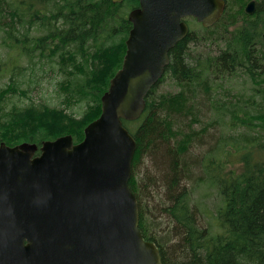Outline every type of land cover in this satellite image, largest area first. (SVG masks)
Instances as JSON below:
<instances>
[{"label": "trees", "instance_id": "1", "mask_svg": "<svg viewBox=\"0 0 264 264\" xmlns=\"http://www.w3.org/2000/svg\"><path fill=\"white\" fill-rule=\"evenodd\" d=\"M225 1L224 13L213 27L225 29L224 19L232 22L237 15H242L245 20L242 31L228 37L220 29L216 35L203 36H196L190 30L170 49L169 63L148 91L142 115L133 121L123 120L136 141L132 167L135 160L149 156L159 172L158 181L165 188L166 199L161 212L166 227L160 230L164 233L158 240L148 232L144 206L133 186L135 174L131 173L129 186L138 200L139 229L145 239L156 244L163 264H264V157L252 164L246 161V173L237 177L232 175L230 180L219 178L221 201L217 214L221 232L214 237L199 227L189 199L193 189L186 186L195 179L207 181L206 176L197 173L203 155L192 153L190 146L193 147V142L203 146L199 143L203 133L194 130L192 125L199 121L207 107L204 87L210 75L224 76L242 68L249 78L264 77V0H255L252 14L242 11L250 0ZM54 2L48 0L42 10H32V1L0 0V16L6 21V33L12 34L15 29L19 32L25 15L29 20L23 21L29 25L38 21L40 27L45 28L44 34L33 39L12 35L7 42L3 37L2 52L3 49L6 51L0 59V79L8 77V81L0 89V142L7 145L28 141L40 146L44 140L66 134H71L74 142L82 140L85 126L101 112L100 98L109 86L110 77L121 67L125 40L131 27L127 15L139 5L138 0L119 3L72 0L66 5L56 2L53 10ZM228 7L233 12L227 15ZM38 13L43 16L39 18ZM209 39L223 41L224 48L218 54L204 58L191 52V45ZM17 50L18 53H11ZM90 50L99 54L98 59L104 62L101 72H94L88 58L85 59ZM66 58L70 61L64 67ZM44 60L51 67L72 70L70 84L75 94H68L65 100L83 103L80 119L69 120L70 124H62L61 129L59 118L68 115L62 106L40 103L35 107L33 102L9 105V96L26 95V90L18 89L21 77L29 75ZM167 77L181 89L178 93L156 94L157 86ZM64 82H60V88ZM67 86L69 88V83ZM259 132L260 136H248L245 141L251 142L250 146L257 143L264 149V142L257 141L260 137L264 139V126Z\"/></svg>", "mask_w": 264, "mask_h": 264}, {"label": "water", "instance_id": "2", "mask_svg": "<svg viewBox=\"0 0 264 264\" xmlns=\"http://www.w3.org/2000/svg\"><path fill=\"white\" fill-rule=\"evenodd\" d=\"M138 2L128 13L121 67L83 139L75 143L66 134L40 146L0 142V264H163L139 229L129 186L136 141L123 120L142 115L170 49L189 32L184 18L211 27L226 1ZM255 7L250 0L245 12Z\"/></svg>", "mask_w": 264, "mask_h": 264}, {"label": "rangeland", "instance_id": "3", "mask_svg": "<svg viewBox=\"0 0 264 264\" xmlns=\"http://www.w3.org/2000/svg\"><path fill=\"white\" fill-rule=\"evenodd\" d=\"M27 1L28 3L31 1L34 3L31 6L32 10H42L41 7L48 0ZM69 1L72 0H55L53 10L56 2L57 5H66ZM46 5L51 7L50 3ZM232 12L233 10L228 7L227 15ZM38 16L41 18L43 15L38 13ZM25 19L29 20V17L25 15L23 20ZM23 20L21 21L23 25L20 26L19 32L15 29L12 34H9L5 32L6 24L4 22L6 21L0 16V59L4 58L6 51V49H3L2 52L3 37L9 42L12 39V35H17L20 39L23 37L33 39L45 33V28H41L38 21L29 25ZM225 21L226 19L223 20L226 31L221 26H211L206 28L208 30L206 31L205 27L195 18H187L189 29L196 36L210 35L211 33L216 35L220 29L225 36L229 37L230 34L241 32L245 24L242 15H237L232 22ZM210 28L213 29L211 32H209ZM235 43L239 45L238 40ZM222 48H224L223 41L219 42L218 40L212 41L209 39L208 41H199L196 45H191V52L199 54L200 58H204L207 55L218 54ZM125 50L123 49V56ZM14 52L18 53V50L11 53ZM98 55L91 51L89 55L85 56V59L88 58L91 63L93 71L95 72L96 70L97 73L101 72L105 67L104 62L98 59ZM69 61V58L65 59L64 67L69 65ZM70 71L72 70L51 67L45 60L43 63L39 62L36 68L30 71L29 75L25 74L26 76L21 77L22 83L18 89L26 90V95L22 96L16 93L14 96H9L11 97L9 105L12 103L24 105L33 102L35 107L40 103L48 104L49 106H62L67 110L68 115L67 117L59 118L60 129L62 124H70L69 120H79L83 110L81 104L83 103H67L68 100H65L68 94H75L74 87L70 84L72 76ZM75 73L76 75L82 74L80 72ZM7 79L8 77L0 79V89L4 87L6 81H8ZM62 80L65 82L63 87L60 88ZM68 83L69 88L67 86ZM180 89V85L175 84L167 77L157 86L155 93H178ZM204 89H206L208 96L206 99L207 107L200 116L199 121L192 125L194 130L203 133L202 141L200 140L199 142L203 146L199 147L200 144L194 145L195 142H193V147L190 146V151L196 155H203L202 163L199 165L200 168L197 173H202V177L206 176L207 181L195 179L192 184L185 183L189 189H193L189 199L195 208L199 227L207 230L208 232L206 231V233H209L210 237H214L221 232L220 220L217 214V208L221 201L217 185L219 178L222 176L230 180L232 175L237 177L241 173H246L247 162L252 164L264 157L263 148L258 146L257 143H253L250 146L251 142L245 141V137L260 136L259 131L264 126V77L260 79L249 78L240 68L233 74L224 76L211 74ZM54 132H56V129H54ZM257 141L263 143L264 139L260 137ZM134 174L133 186L141 200L140 203L144 206L145 221L149 227L148 232H152L159 240L164 233L160 230L166 227L165 217L161 212V205L166 199L165 188L163 183L158 181L159 172L154 167L150 157L145 156L139 161H134L132 175ZM196 175L195 177H197ZM211 178L212 181L210 182Z\"/></svg>", "mask_w": 264, "mask_h": 264}]
</instances>
